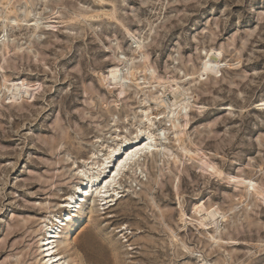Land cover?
I'll return each mask as SVG.
<instances>
[{"label":"rangeland","instance_id":"1","mask_svg":"<svg viewBox=\"0 0 264 264\" xmlns=\"http://www.w3.org/2000/svg\"><path fill=\"white\" fill-rule=\"evenodd\" d=\"M7 1L0 264H44L36 230L74 191L73 163L144 128L143 91L161 86L147 73L152 86L129 84L120 94L107 79L124 65L118 59L142 65V53L188 102L175 126L153 119L157 147L124 169L104 201L84 194L82 209L92 211L64 256L74 264H264V0ZM4 79L25 84L21 96L7 98ZM164 98L174 99L169 91Z\"/></svg>","mask_w":264,"mask_h":264},{"label":"bare ground","instance_id":"2","mask_svg":"<svg viewBox=\"0 0 264 264\" xmlns=\"http://www.w3.org/2000/svg\"><path fill=\"white\" fill-rule=\"evenodd\" d=\"M4 2L5 0H0V4L3 6L4 10L6 9L5 12H11L13 6L8 4V1L7 4H3ZM10 21L17 23L18 19L12 18ZM134 43L138 48H140V42L138 40L135 39ZM141 55H143L141 57L143 59L141 60H143L144 62L142 65H134L132 62H130L129 64L128 60H124L125 58L118 59V61L120 60V63H123L124 65L122 64L123 66L121 67L118 64H116V66L113 65L108 71L109 74L108 77L106 76L107 79L111 80L114 86H120V94L126 91V86H130L129 84H133L134 88L138 89L139 91H143V89L147 88V84L152 86L151 81L147 80L149 79L148 77L154 79L155 83L158 86H161L163 91L159 92L158 89H155V86H153L155 92H151L148 90L149 93L146 94L144 92L145 90L143 91L144 97L142 102L146 104L144 108L140 110V119L145 124L143 129L139 128L138 133L130 138L123 136V140H120L118 143H116L115 146L107 145V151L105 154L92 153L91 157L89 156L91 160H81V163L79 164L75 162L73 163L74 166L72 167V170L80 175L78 181L74 184V191L67 194V196L62 199L61 204L58 205V207L61 208L58 213L55 214L48 212V215H44L40 218L39 227L36 230L38 236V250L40 251L41 259L45 261L44 264L75 263L74 259L64 256V252L67 251L68 247L70 246V242L72 243L70 239L71 235H73L78 230V228L81 227L80 225L86 219L87 214L91 213L92 211L90 205H88L85 210L82 209V197L84 196V194L86 195L88 200H91L94 198V196H96L100 202L104 201L108 192H110L109 187H113L116 179L124 171V169L127 168L128 165H130L133 161H135L140 153L148 152V154H150L152 149H155V147H157L158 144L155 137L156 133L154 134L150 129V127L154 124L153 119L163 116L167 118V121H172L173 125L175 126V120L173 119H176L175 116L180 113V110L183 109L188 102L189 97L187 93H185V89L182 86L178 85L176 82L172 84L168 79H162L156 76L154 72L150 71V66L148 65V63H145L147 55H145L144 53H142ZM139 72L144 73V76L140 78L142 80L141 82L138 81L137 77V73ZM147 73L149 74L148 77L146 75ZM7 81V79H4L3 84L4 88H7V90L10 91V96H8L7 98L15 99L18 95L21 96L20 92L21 89L24 88L25 84H23L22 82L20 84H17L13 81H9L10 83L7 84ZM166 91H169L172 94L174 98L173 101H168L164 98V93ZM151 104H153L157 109V112L154 114V116L153 112L151 111ZM148 121H151V123H148ZM158 133L159 135L161 134L160 132ZM175 135L178 140L180 134L178 135V133H176ZM143 145H148L151 151H144ZM137 149H140L138 155L135 154ZM129 153H133L134 155L129 157ZM175 160H177V158ZM200 164L205 165L206 167H209L213 170L215 169L212 165H209L205 161L200 160ZM215 171L221 172L219 169H215ZM81 173H83V175H81ZM238 182L244 184L247 188H254L253 181L250 179H241ZM257 195L264 199V193L257 191ZM105 203H107V201H105ZM199 208L201 210H197L202 211V208ZM195 212L198 213L196 209ZM207 215L209 217L211 216L210 218H212L215 215V211L210 210ZM208 216L206 217L208 218ZM201 218V220L204 219L203 216ZM201 220L198 222L201 223ZM55 242L57 243L55 244Z\"/></svg>","mask_w":264,"mask_h":264},{"label":"snow or ice","instance_id":"3","mask_svg":"<svg viewBox=\"0 0 264 264\" xmlns=\"http://www.w3.org/2000/svg\"><path fill=\"white\" fill-rule=\"evenodd\" d=\"M156 119H160V117H156ZM148 123H151V121H148ZM139 135V134H138ZM143 150L144 151H151V149L148 147V145H143ZM139 152H140V149H137L136 150V153L135 154H139ZM134 154L133 153H129V157H131V156H133ZM126 159H128V158H126ZM123 163V162H122ZM210 171H214L213 169H210ZM81 175H83V173H81ZM114 182V181H113Z\"/></svg>","mask_w":264,"mask_h":264}]
</instances>
